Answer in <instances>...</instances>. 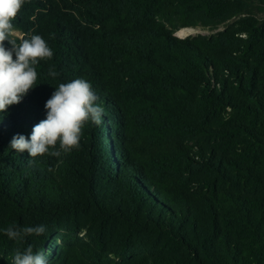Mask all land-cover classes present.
Masks as SVG:
<instances>
[{
  "label": "trees",
  "instance_id": "trees-1",
  "mask_svg": "<svg viewBox=\"0 0 264 264\" xmlns=\"http://www.w3.org/2000/svg\"><path fill=\"white\" fill-rule=\"evenodd\" d=\"M252 1L25 0L13 26L53 56L0 113V264L29 245L48 264H264V19L175 36L226 25ZM77 78L91 83L101 124L89 121L60 157L11 149L46 118L55 88ZM91 211L103 228L126 226L109 255L73 233ZM12 225L46 232L13 240ZM143 231L173 253L133 256Z\"/></svg>",
  "mask_w": 264,
  "mask_h": 264
},
{
  "label": "clouds",
  "instance_id": "clouds-1",
  "mask_svg": "<svg viewBox=\"0 0 264 264\" xmlns=\"http://www.w3.org/2000/svg\"><path fill=\"white\" fill-rule=\"evenodd\" d=\"M25 0H0V113L14 104H19L37 83L36 65L41 60L51 59L52 49L38 34L28 38L19 36L13 26ZM19 39V43H17ZM5 41L11 45L5 47ZM49 76L58 73L50 69ZM97 95L90 82L77 78L60 83L46 101V118L33 126L30 137L15 135L10 148L18 153L27 151L30 158L45 154L60 157L79 147L82 129L90 121L100 125L103 108L96 104ZM57 145L59 148L57 149ZM51 150V151H50ZM9 239H23L25 236L42 235L46 226L15 225L4 229ZM13 264H48L42 252L34 254L29 245L25 251H16Z\"/></svg>",
  "mask_w": 264,
  "mask_h": 264
},
{
  "label": "rangeland",
  "instance_id": "rangeland-1",
  "mask_svg": "<svg viewBox=\"0 0 264 264\" xmlns=\"http://www.w3.org/2000/svg\"><path fill=\"white\" fill-rule=\"evenodd\" d=\"M252 2L253 7L251 9L244 11L243 13H241V15H237V17L232 22L227 23L226 25L210 28L191 27L200 29H194L192 33L186 30V28L179 31L182 32L183 35L178 36V32H176L177 34L175 35L183 39L209 37L225 31L230 24L238 20L237 18L239 16H244L243 18L264 19V8L260 4V2L257 0H253ZM189 33H191L190 36H188ZM18 35L21 36L19 33ZM103 188L104 189L102 190V194L104 195V193H107L108 195H110L107 188H105L104 186ZM188 188L192 190V192L193 190H195L196 183L194 180L189 181ZM99 189L101 188L99 187ZM125 230V224H119L115 222H110L105 228H103L102 222L96 218L94 219V212L91 211L87 215H80L77 230L73 233L93 246L98 244L101 247H104V252L109 255L110 252L114 251L118 246L120 238ZM130 243L133 256H148L154 252H161L165 254L173 253L166 237L156 235L150 231H143L142 233L134 234L131 238ZM110 258L116 259L113 256H110Z\"/></svg>",
  "mask_w": 264,
  "mask_h": 264
},
{
  "label": "bare ground",
  "instance_id": "bare-ground-1",
  "mask_svg": "<svg viewBox=\"0 0 264 264\" xmlns=\"http://www.w3.org/2000/svg\"><path fill=\"white\" fill-rule=\"evenodd\" d=\"M178 33H179V35H178V36H181V35H183V33H182V32H179V31H178ZM176 34H177V33H176ZM190 35H191V33H189V34H188V36H190ZM182 37H183V36H182Z\"/></svg>",
  "mask_w": 264,
  "mask_h": 264
},
{
  "label": "built area",
  "instance_id": "built-area-1",
  "mask_svg": "<svg viewBox=\"0 0 264 264\" xmlns=\"http://www.w3.org/2000/svg\"><path fill=\"white\" fill-rule=\"evenodd\" d=\"M239 15H241V14H239ZM244 16H239L237 19H241V18H243Z\"/></svg>",
  "mask_w": 264,
  "mask_h": 264
},
{
  "label": "water",
  "instance_id": "water-1",
  "mask_svg": "<svg viewBox=\"0 0 264 264\" xmlns=\"http://www.w3.org/2000/svg\"><path fill=\"white\" fill-rule=\"evenodd\" d=\"M176 36V35H175ZM177 37V36H176ZM178 38V37H177Z\"/></svg>",
  "mask_w": 264,
  "mask_h": 264
}]
</instances>
